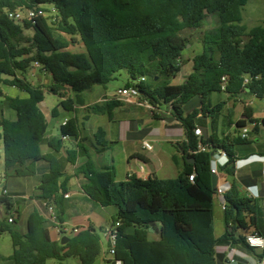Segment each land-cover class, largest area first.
I'll return each instance as SVG.
<instances>
[{
  "label": "trees",
  "instance_id": "1",
  "mask_svg": "<svg viewBox=\"0 0 264 264\" xmlns=\"http://www.w3.org/2000/svg\"><path fill=\"white\" fill-rule=\"evenodd\" d=\"M248 1L0 0V129L5 179L34 177L38 163H46L49 171L42 175L35 197L56 206L64 232V201L71 177L65 174L63 160L73 166L80 156L87 157L75 176L83 177L81 189L92 201L103 208L117 209L112 219V224L120 223L115 256L123 264H224L223 256L216 251L219 244L248 247L244 234L251 229L258 233L259 201L240 193L238 184L244 179L235 178L233 149L251 141L241 135L233 140L199 138L195 134L198 111L184 116V107L192 99L223 92V77H227L224 93L229 97L246 93L264 98V26L249 29L243 24ZM44 5L54 8L53 22L38 16L21 24L7 14ZM214 13L219 14L220 27L203 35V49L193 58V72L181 85H172L170 80L181 71L188 45L181 33ZM25 30L33 35L26 38ZM77 44H82L85 51L70 50ZM35 66L51 77L48 85H34L28 79ZM121 71L129 77L125 87H137L153 108L171 107V116L185 129L186 141L173 156L181 168L177 178L131 175L127 181L118 182L116 170L98 171L81 145L77 150L67 149L62 158L64 138H80L76 117L61 124L59 136L45 139L49 125L39 105L46 93L60 99L51 111L52 118L58 117L59 110L73 114L77 106L85 105V92L94 86L106 87ZM4 86L26 97H11ZM121 105L120 101L109 100L105 106L94 105L90 110L105 113L111 120L113 111ZM221 107L217 105L211 113ZM201 109L206 112L205 106ZM5 110L14 111L16 120L7 119ZM152 113L155 119H161ZM245 117L254 125L255 133L264 126V119H253L249 109ZM246 125V121H239L236 126L243 129ZM96 136L101 138L100 145L108 144L102 128ZM43 143L49 152L43 153ZM220 151L230 157L220 167L230 186L224 195L225 232L217 238V188L212 186L211 162L213 154ZM1 203L8 210L13 208L11 197ZM157 224L160 237L154 240L150 229L155 230ZM13 226L8 219L0 221V233L11 236L15 264H47L49 260L64 264L69 258L78 259L79 264H95L102 253V238L92 226L72 234L65 245L52 239L50 224L38 210L28 216L24 234ZM4 259L0 255V261Z\"/></svg>",
  "mask_w": 264,
  "mask_h": 264
},
{
  "label": "crops",
  "instance_id": "2",
  "mask_svg": "<svg viewBox=\"0 0 264 264\" xmlns=\"http://www.w3.org/2000/svg\"><path fill=\"white\" fill-rule=\"evenodd\" d=\"M192 28L193 27H190L188 29ZM192 48L193 45L189 43L187 45V50ZM202 49L203 46L201 42V46L198 52H190V54H188L187 63L183 64L179 74H177V76L170 80V83L172 85H181L182 83H184L186 78L193 72V58L196 55L200 54L202 52ZM34 71L38 70L35 69ZM42 74L45 77L44 84H46L47 82L50 83L48 80H46L47 76L49 75H47L46 73ZM127 78L128 83V75ZM33 84L40 85L35 83ZM89 94H95V97L92 98L93 101L96 100L94 101V104L93 102H90L88 96ZM220 94H224L225 98L221 99L219 97ZM114 95H108L106 88L103 86H94L90 91L84 93L85 105L77 106L76 111L73 114L68 113V115L64 118L61 123L63 124L67 119L71 117H76L79 120L80 138L78 140H75L73 138L65 139L64 142L69 143V146L65 145V149L60 154V156L65 157V152L67 149L77 150L78 145H81L83 148L86 149L88 157L94 163L95 168L98 171H106L108 169L114 168L116 170L118 182L127 181L131 175H136L137 177L142 179H148L149 177H157L158 179L177 178L181 173V168L174 163L173 156L178 155V150L181 151L180 144L186 141L185 129L181 127L176 120H169L170 118H174L171 116L169 106H162L160 108L159 114L161 119H155L153 113L148 108L139 107L130 103L122 104H129L136 108L148 111L151 115V119L156 123V126L150 131L144 132L142 127L139 126L138 130L136 128V124H130V131L132 132V136L130 137L126 136L127 133L126 130H124L123 134H121V138L125 140L129 146L126 150H124L126 158V169L123 171L122 174H120L114 153L116 152V149L120 145L122 140L119 139L118 141H116L114 138H112V132L111 130L109 131L107 129V126L96 125L95 127H90V123L98 116H106L107 125H110L113 122V115L112 119L110 120L107 114L94 113L92 110H90V108L91 106H94L95 102L99 101L102 97L107 99L106 102L109 100H115ZM45 103L46 100H44V102L41 103L39 107L45 115L49 125V118H51V111L53 108L47 106ZM219 104H222L220 110L218 112L211 113V111ZM203 106H205L206 112L201 109ZM246 109H249L253 119H264V98L259 99L253 95H249L246 93H241L237 97H229L224 92L211 93L205 98L197 97L188 102L184 107V116L198 111V115L195 119V127L199 128L202 131L203 136H214L221 140H233L237 136H239L242 132V129L237 128L236 125L239 121H246L247 125L245 128L248 130V139L251 141V144L247 146H235L233 149L235 158L234 167L236 169L235 178L237 180L244 179L238 184L240 193L243 196H248L252 198L256 197L260 202V200L264 201V141L261 136L262 132L264 131V126L260 125L258 132H256V134L253 136V134H251L250 128H254V125L251 124L245 117ZM9 111L11 110H5V117L12 121L16 120V113L10 114ZM61 111L62 110H59L58 116L61 115ZM80 113L84 114L83 120H81ZM220 116H223L222 121H220ZM133 126L134 131H132ZM99 128H102L106 133V140L108 144L105 147L99 144L101 138H97L96 136V133ZM56 136L57 135H53L51 132V134L47 135L45 139L48 140ZM201 136H199V138ZM145 143L151 145L152 149H146L144 147ZM47 152H49L48 148L45 152L43 151V153ZM218 153L219 152L214 153L213 155H217ZM86 160L87 157L80 156L77 160L76 165H70L69 169L65 170V174L71 177L69 181L70 190L66 194L69 197L65 198L64 201L65 211L63 214V227L65 231L59 236V234L55 230L50 228V233L53 240H58L59 238L62 239V237L64 236H67L69 238L72 234H74L72 232V230L74 229H77L79 231L82 229H87L90 226L96 229V222L90 216L79 215L76 219H69L68 221L65 220V213L69 208L77 209L81 208L80 205H83L85 203H95L89 197H87L81 189V183L84 181L83 177L75 176L76 169L79 166L83 165ZM48 171L49 167L46 163H38L37 174L34 177L39 175L40 179L39 183L35 187L36 189L40 184L42 175L47 173ZM171 174L173 175L172 177ZM229 186V180L227 179L226 175L220 172V175L218 176L217 188L229 190ZM2 187L6 188L7 186L4 184L2 185ZM36 193L30 197V208L26 211L25 215H23L21 205L27 206L28 204H19L18 202H15V195L13 193H11V195L9 192V197L12 198L13 208L11 210H8V208L1 203L0 221L8 219L10 216H12V213H15L14 223H12L15 226L21 221L23 217V220L21 221L23 224V229H20L18 231L24 234L27 229V218L30 213L34 210H38L41 213L42 210L43 200L37 199L35 197ZM222 201L223 199L221 197L215 196L214 224L215 235L217 238L222 236L225 232V221L224 211L222 208ZM95 204L100 206L97 203ZM101 208L104 210L107 209L103 207ZM217 208L220 211L218 228H216ZM257 211L258 234L264 236V204H259V208L257 209ZM116 214L117 210L114 214L110 215L111 223L107 227H103L102 225L99 227L101 230H103V233L112 225V219ZM151 229L152 231H150V238L158 240L160 237V225H155V230L153 228ZM253 233L254 229H251L244 235L248 236ZM107 246L108 242L106 239L105 244L102 241V253L99 256L102 264H106ZM216 251L217 253L223 256L224 264H255L259 259V254L245 245H233L230 243H223L217 246ZM11 256L12 255H10L9 257L3 256L5 259L0 261V264H15V262L11 259Z\"/></svg>",
  "mask_w": 264,
  "mask_h": 264
},
{
  "label": "rangeland",
  "instance_id": "3",
  "mask_svg": "<svg viewBox=\"0 0 264 264\" xmlns=\"http://www.w3.org/2000/svg\"><path fill=\"white\" fill-rule=\"evenodd\" d=\"M43 9L46 11V17L50 18V22L55 20L56 12L52 10L53 7L51 5H44ZM22 24V23H21ZM243 24L246 25L249 29L255 26H264V0H249L247 5L243 9ZM220 27V17L218 13H214L211 15H207L203 21L192 29H187L181 33V35L185 38L187 43H191L193 45L192 49L187 50V48L183 52V64L187 63V56L190 52H198L203 35L205 33L213 32ZM24 35L26 38L31 37L33 32L31 30H25ZM69 38V37H67ZM73 52H84V47L82 44H77L70 48ZM37 69L38 71H34ZM28 79L32 81V83L40 84V85H48L47 82L44 84L45 77L40 72L39 67L35 66L33 70H31L28 74ZM46 80L51 82V77L47 76ZM128 78L127 73L125 71H121L116 74L115 79L111 81L105 88L107 90L108 95H114L117 93L119 89L127 84ZM101 87V86H100ZM4 91L7 95L11 97H21L25 98L26 94L20 92L19 90L11 87L4 86ZM90 102L94 104L92 98L95 97V94H89ZM221 99L225 98L224 94H220ZM46 105L52 108L56 107L59 103L60 99L50 93H46L45 95ZM106 100L102 97L99 101L95 102V105L105 106ZM125 103V102H122ZM43 107V106H42ZM165 107V106H163ZM150 110V109H149ZM10 114H15L13 111H9ZM68 115V113L61 111V115L56 118H49V132L48 135H60V124L64 120V118ZM83 113H80L81 120H83ZM223 116H220V121L223 120ZM138 122V123H136ZM130 124H136L137 129L139 130V126L143 128L144 132L150 131L152 128L156 126V123L151 119V115L148 111L136 108L129 104H122L117 109L113 111V122L110 125H107L106 116H98L91 123L90 127H95L96 125L107 126L108 130H111V137L116 141L119 139L122 140L120 145L117 147L116 152L114 153L115 160L117 163V167L119 169L120 174L126 169V158L125 152L128 148V143L121 138V134H123L124 130H126V136H132V132L130 131ZM251 134L253 136L256 134L253 128H250ZM134 131V126L132 128ZM262 139L264 141V131L261 134ZM254 138V137H253ZM66 146H69V143H65ZM3 141H2V131L0 129V188L2 185H6V189L8 192L13 193L15 195V202L19 204H28L27 206L21 205V209L23 211V215H25L26 211L30 208L31 199L30 197L36 193V186L39 183L40 176L36 177H10L5 179L4 177V153L2 150ZM47 145L43 143L42 150L45 152L47 150ZM63 158V157H62ZM63 160V159H62ZM63 167L65 170H68L70 165L64 163ZM173 175L171 174V177ZM9 194V195H10ZM12 195V194H11ZM26 199V200H24ZM81 208H69L65 213V220L76 219L79 215L90 216L96 222V231L101 236L103 243L105 244L106 238L104 236L103 230L99 227L102 225L103 227H107L111 223L110 215L116 212L115 207H108L107 209H102L100 206L95 203H85L80 205ZM220 211L216 210V228H218ZM23 220V217L21 221ZM19 222L17 225L13 226L15 229L20 230L23 229L22 222ZM244 233V232H242ZM13 253L12 247V239L8 232L0 233V254L9 257ZM47 264H59L56 260H49ZM64 264H79L78 259L69 258L64 261ZM95 264H102L100 257L97 259Z\"/></svg>",
  "mask_w": 264,
  "mask_h": 264
},
{
  "label": "built area",
  "instance_id": "4",
  "mask_svg": "<svg viewBox=\"0 0 264 264\" xmlns=\"http://www.w3.org/2000/svg\"><path fill=\"white\" fill-rule=\"evenodd\" d=\"M54 10V8L52 9ZM9 18L16 23H22L24 21H31L38 16H44L46 17V11H43V7L40 8H33V9H18L16 11H8L7 12ZM145 79H141V81H144ZM248 82V80H245V84ZM227 85V77L222 78V83L220 85L221 90L224 92L226 90ZM114 99L116 101L125 102L134 104L139 107H145L150 109L151 112H155L156 114H160V108H153L146 100L142 98L141 91L135 87H123L117 91V93L114 95ZM170 113H171V107ZM66 122V121H65ZM65 122L63 124H65ZM195 134L197 136L202 135V131L199 128L195 129ZM242 138H248V130L246 128L242 129L241 132ZM66 138H64L65 140ZM144 147L148 150L152 149V146L149 144L144 145ZM200 150H205L204 147L200 146ZM230 157L227 156L224 152L220 151L217 155H213V159L211 162V171L212 174H215L217 176L220 175V167L226 165L229 162ZM237 164V162H236ZM190 180H193V176H190ZM217 188V187H216ZM228 190H224L223 188H217L216 190V196H219L223 199L222 201V208L225 209L226 202L224 200V195ZM9 197V192L6 188L1 187L0 188V204L1 201L5 198ZM68 195H65V198H68ZM256 198V197H253ZM41 215L44 217V219L50 224V228L55 230L59 236L63 233L61 231V223L58 218V212L55 205L50 204L48 201H43L42 203V210ZM15 219V213H12V216L8 218V223H14ZM120 226V223L112 224L105 232L104 236L107 239L108 246H107V258H106V264H123V261L120 259H117L115 256V247L118 237V228ZM65 231V230H64ZM73 233H77L78 230L74 229L72 230ZM58 240H61L59 238ZM246 244L248 247L257 252L259 254V259L255 264H264V236L253 233L246 237Z\"/></svg>",
  "mask_w": 264,
  "mask_h": 264
},
{
  "label": "water",
  "instance_id": "5",
  "mask_svg": "<svg viewBox=\"0 0 264 264\" xmlns=\"http://www.w3.org/2000/svg\"><path fill=\"white\" fill-rule=\"evenodd\" d=\"M141 94H142V93H141ZM169 120H170V121H175V118H170ZM187 162L190 163V164H193V163H194V160H193V159H192V160L187 159ZM217 185H218V176L215 175V174H212V186H213L214 188H216ZM259 204H260V205L264 204V201H263V200H260ZM150 231H152V229H150ZM68 240H69V238H68L67 236L62 237V239H61V244H62V245H65V243H66Z\"/></svg>",
  "mask_w": 264,
  "mask_h": 264
}]
</instances>
